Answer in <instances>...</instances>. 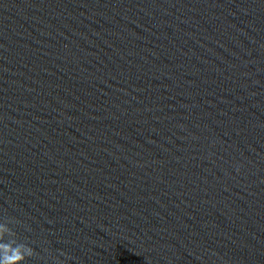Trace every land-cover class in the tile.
I'll list each match as a JSON object with an SVG mask.
<instances>
[{"label": "water", "instance_id": "1", "mask_svg": "<svg viewBox=\"0 0 264 264\" xmlns=\"http://www.w3.org/2000/svg\"><path fill=\"white\" fill-rule=\"evenodd\" d=\"M0 264H264V0H0Z\"/></svg>", "mask_w": 264, "mask_h": 264}]
</instances>
